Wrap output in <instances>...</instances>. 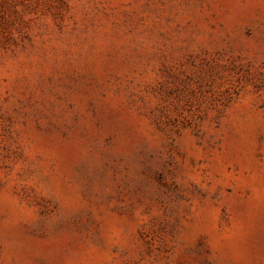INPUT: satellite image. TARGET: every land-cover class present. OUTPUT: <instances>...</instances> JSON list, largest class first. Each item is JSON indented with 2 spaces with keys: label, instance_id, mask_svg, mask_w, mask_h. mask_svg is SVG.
Returning <instances> with one entry per match:
<instances>
[{
  "label": "rangeland",
  "instance_id": "obj_1",
  "mask_svg": "<svg viewBox=\"0 0 264 264\" xmlns=\"http://www.w3.org/2000/svg\"><path fill=\"white\" fill-rule=\"evenodd\" d=\"M0 264H264V0H0Z\"/></svg>",
  "mask_w": 264,
  "mask_h": 264
}]
</instances>
